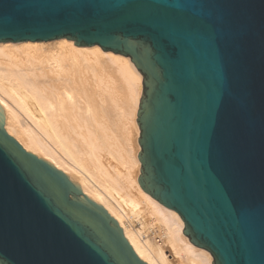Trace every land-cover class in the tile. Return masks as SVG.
<instances>
[{
	"label": "water",
	"instance_id": "water-1",
	"mask_svg": "<svg viewBox=\"0 0 264 264\" xmlns=\"http://www.w3.org/2000/svg\"><path fill=\"white\" fill-rule=\"evenodd\" d=\"M74 41L142 74L141 188L213 264H264V0H0V41ZM0 264H147L0 125Z\"/></svg>",
	"mask_w": 264,
	"mask_h": 264
},
{
	"label": "bare ground",
	"instance_id": "bare-ground-1",
	"mask_svg": "<svg viewBox=\"0 0 264 264\" xmlns=\"http://www.w3.org/2000/svg\"><path fill=\"white\" fill-rule=\"evenodd\" d=\"M142 78L128 56L97 44L0 41V125L100 204L143 262L213 264L138 183Z\"/></svg>",
	"mask_w": 264,
	"mask_h": 264
},
{
	"label": "rangeland",
	"instance_id": "rangeland-1",
	"mask_svg": "<svg viewBox=\"0 0 264 264\" xmlns=\"http://www.w3.org/2000/svg\"><path fill=\"white\" fill-rule=\"evenodd\" d=\"M138 137V136H137ZM139 151V150H138ZM213 260V259H212Z\"/></svg>",
	"mask_w": 264,
	"mask_h": 264
}]
</instances>
